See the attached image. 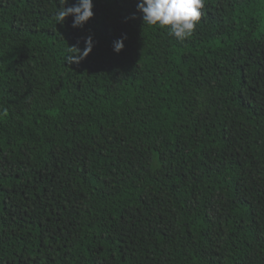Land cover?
Wrapping results in <instances>:
<instances>
[{
	"label": "trees",
	"instance_id": "trees-1",
	"mask_svg": "<svg viewBox=\"0 0 264 264\" xmlns=\"http://www.w3.org/2000/svg\"><path fill=\"white\" fill-rule=\"evenodd\" d=\"M92 2L0 0V264H264V0Z\"/></svg>",
	"mask_w": 264,
	"mask_h": 264
},
{
	"label": "clouds",
	"instance_id": "clouds-1",
	"mask_svg": "<svg viewBox=\"0 0 264 264\" xmlns=\"http://www.w3.org/2000/svg\"><path fill=\"white\" fill-rule=\"evenodd\" d=\"M68 0H61L54 19L57 24H62L66 17L72 16V27L82 28L93 16L92 0H76V3L64 7ZM204 0H137V10L142 13L143 24L152 26L168 27L169 35L183 41L191 36L197 22L201 17V9ZM124 37L114 41L113 52L119 54L124 47ZM94 42L92 36L85 39V46L81 50L77 46H68L65 60L66 63L79 64L92 51Z\"/></svg>",
	"mask_w": 264,
	"mask_h": 264
}]
</instances>
